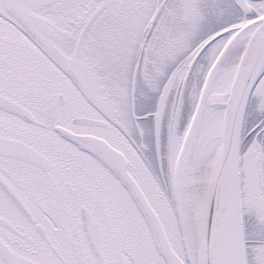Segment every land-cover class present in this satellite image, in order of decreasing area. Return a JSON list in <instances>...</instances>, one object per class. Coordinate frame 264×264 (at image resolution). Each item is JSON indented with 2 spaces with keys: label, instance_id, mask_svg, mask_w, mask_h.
I'll return each mask as SVG.
<instances>
[{
  "label": "snow or ice",
  "instance_id": "snow-or-ice-1",
  "mask_svg": "<svg viewBox=\"0 0 264 264\" xmlns=\"http://www.w3.org/2000/svg\"><path fill=\"white\" fill-rule=\"evenodd\" d=\"M0 264H264V0H0Z\"/></svg>",
  "mask_w": 264,
  "mask_h": 264
}]
</instances>
